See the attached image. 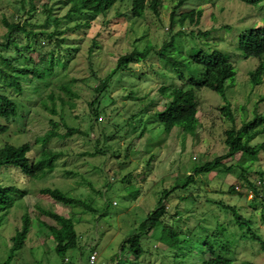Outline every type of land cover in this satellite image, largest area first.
<instances>
[{"label": "rangeland", "instance_id": "obj_1", "mask_svg": "<svg viewBox=\"0 0 264 264\" xmlns=\"http://www.w3.org/2000/svg\"><path fill=\"white\" fill-rule=\"evenodd\" d=\"M177 1L161 0L159 15L147 8L141 16L132 17L130 0H125L117 2L104 15L84 12L67 17L68 5L64 0H0V37L6 32L2 18L8 23H26V30L57 31L53 38L41 35L35 43L29 42L35 49L31 55L35 63L40 52L54 51V56L59 58L54 60V74L46 70L49 62L44 63V69L37 67L46 84L50 81L40 97L27 96L28 91L23 95L8 91L23 107L18 117L9 122L0 117V124H9V129L0 133V146L33 143L37 136L52 127L50 118L58 122L56 132L64 134L66 127L60 115L66 126L89 134L86 137L76 132L52 137L46 147L60 156L51 172L37 178H30L13 166L0 167V185H16L28 192L0 221V264L9 255L10 237L20 227V216L26 208L32 230L9 264H63L46 227L56 226V223L40 215L37 206L73 220L79 239L77 247L66 253L71 264H197L196 253L205 251L204 242L208 237L215 247L222 241L229 244L226 255L233 259V264L243 261L264 264V249L244 235L245 225L238 227L231 212L223 207L224 204L235 207L264 240V197H258L252 206L253 193L247 196L228 192L231 184L247 187L240 175L241 165L250 171L249 181L258 182L264 173V153H259L258 160L253 162L237 153L224 160L226 165H237L231 171L216 169L197 173L193 181L185 184L186 176L194 167L227 151L225 131L231 124L222 110L223 105H229L237 126L253 117L256 111L264 112V102H258L264 96V75L255 86L249 75L260 62L264 63V54L261 58L244 59L237 47L241 32L253 26H264V0L257 4L239 0H185L175 10L174 24L170 28ZM31 3L35 8L29 14ZM44 4L50 13L45 11ZM190 9L202 12L196 25L188 19L183 23L179 21L180 14ZM78 23H87V26L77 28ZM172 35L175 40L167 50L173 59L170 62L160 58L157 51ZM55 37L62 40L58 46ZM147 44L153 49L146 59L130 64L131 70H119L112 77L109 88L101 95L99 118L94 120L87 101L97 78L114 68L119 55L132 49L142 50ZM19 49L24 51L22 46ZM197 49L222 51L229 57L236 74L233 81L226 83V100L208 88H194L198 103L193 134L183 133L175 126L167 135L153 118L167 101L159 88L163 84L179 86L182 73L185 79L199 76L202 67L189 64V55ZM9 51L12 64H33L24 61L22 55H16L14 47ZM50 60L51 55L47 61ZM23 82L24 89L30 88L31 83ZM65 84L69 85L71 94L62 88ZM35 89L31 88L30 92ZM130 93L133 97H129ZM50 94L54 96L57 113L49 109L52 107ZM34 109H38V113H34ZM104 135L115 137L105 139ZM249 142L250 145L264 142V126ZM40 147V142L32 144L29 156L34 157ZM95 148L102 152L93 157L81 155L85 152L93 155ZM43 187L59 188L69 196L86 200L93 209L65 206L41 194ZM164 190L169 192L163 198L167 213L161 223L141 239L147 251L136 259L124 241L139 231L138 225L154 210ZM216 227L220 233L211 236V229ZM166 228L178 232L176 249L173 245L167 246L169 236L163 238ZM93 250L96 258L90 263L89 255Z\"/></svg>", "mask_w": 264, "mask_h": 264}, {"label": "trees", "instance_id": "obj_2", "mask_svg": "<svg viewBox=\"0 0 264 264\" xmlns=\"http://www.w3.org/2000/svg\"><path fill=\"white\" fill-rule=\"evenodd\" d=\"M125 0H64V3L68 5L66 11V16L70 17L73 15L84 14L86 15H104L106 14L117 2L122 3ZM246 4H257L261 0H239ZM185 0H178L174 5L173 12L171 15L170 28L174 24V12L177 8L181 7ZM161 5V0H130L129 3V14L132 17H139L145 11V9H150L155 15H159V8ZM45 6V11L50 13V9ZM34 5L30 4V13L34 10ZM201 10L190 9L187 12L180 14L179 21L183 23L186 19L190 21L191 24H198L201 17ZM49 17V16H48ZM45 23L47 22V19ZM3 24L6 27V32L0 37V117L5 119L6 122H9L11 119H15L19 115L20 108L23 107L21 102L12 98L8 93L11 90L12 93L17 95H23L26 91L28 95H39L41 96V91L47 87L50 81L46 84L44 78L42 79V74L38 72L37 67L41 66L44 69V63L49 62L50 66L46 69L49 72H54V60L59 58L54 56V51L37 54L38 62L35 63V60L32 58V53L35 52L33 48V43L29 41L32 40L34 43L37 41V38L41 35H44L46 38H53L58 32H35L26 30L25 24L19 23H8L4 18H2ZM57 23V20H54ZM87 23H81L77 25V28L82 27ZM182 33V32H181ZM23 37L26 39L24 40ZM56 46L60 45L62 42L61 39L56 38ZM175 38L172 35L170 40L167 43H164L161 48L157 51V54L160 58H163L166 61L171 62L172 56L171 53L167 52L169 48L173 46ZM40 45V40H39ZM23 47L24 51H21L19 48ZM14 47L15 52H18L16 55H22L24 61H28L33 64L24 63L15 65L11 63L12 57L10 56L9 49ZM237 47L240 51L242 58L247 59L250 57L261 58L264 54V26H253L245 31L241 32L238 35ZM153 46L147 44L144 49H132L129 52H125L117 57L114 68H112L104 77L97 78V83L92 87L90 99L87 101L90 113L94 120H98L99 111L101 109V98L102 93L105 92L112 81V77L119 70H131L129 66L132 63H136L146 59L147 56L151 54ZM76 51V49H74ZM28 54V56H27ZM51 55V60L47 61L48 57ZM177 61V60H176ZM67 62V61H66ZM195 64L202 67L201 72L198 74V77L189 76L185 79L184 74L182 73L179 77L182 84L178 85H165L160 86L159 90L163 97L166 98L164 107L161 110H156L153 114V118L158 121L163 126V131L165 134H169L173 127H179L183 133L193 134L194 129L196 128V112H197V103L198 101L195 98V89H201L203 87L208 88L216 93H219L224 100L225 97V86L228 81H233L236 74L233 64L230 62L229 57L220 50L214 49L211 51H205L203 49H197L189 55V64ZM56 64V61H55ZM54 74V73H53ZM92 75L95 77V72H92ZM250 82L252 85H258L262 81L264 75V63L260 62L252 71L249 72ZM42 79L43 81L41 82ZM31 83L30 88L24 89V82ZM73 81H75L73 79ZM185 86H189L184 88ZM31 88H36L33 92H30ZM62 88L66 90L69 94L71 91L68 89L69 85H62ZM129 97H133L132 94H129ZM49 98L52 100V107H49L51 113H57L56 105L54 104V96L49 95ZM60 106L63 107L64 101ZM30 101V100H29ZM258 102H264V96H261ZM257 102V103H258ZM222 110L224 114L230 120V127L225 131V140L224 143L227 147V151L224 154L217 155L210 160H207L201 166H196L192 169V173H189L186 176L185 184H189L194 180V176L197 173L210 172L216 169L231 171L233 166L237 165H226L224 160L227 158H233L237 153H241L251 162L258 160L259 153H264V142L250 145V139L258 134L262 127L264 126V112L260 113L254 109L255 114L248 120H244L240 123L239 126L236 125L235 116L232 113L229 105H223ZM34 113H38V109L33 110ZM59 114V112H58ZM60 115V114H59ZM132 119V118H131ZM52 127L47 129L45 134L37 136L33 143L25 142L21 145H13L10 143H5L0 146V167L2 166H13L18 168L23 174L27 175L30 178H37L48 172H51L55 166V161L60 156V153L55 152L53 149L46 147V143L58 133L55 130L58 122L49 119ZM60 121L66 127V132L64 134H58L59 136H69L73 133L79 132L82 135L88 137L89 134L86 132L80 131L78 128L68 127L65 125L62 116L60 115ZM93 121V120H92ZM9 129V124H0V133H3ZM99 137H102L99 134ZM105 139L114 138V135H104ZM96 141H98L96 139ZM41 143V147L38 148V152L35 153L34 157L29 156V152L32 150V144ZM102 151L98 148H95V152L81 153V155H90L91 157L96 156ZM97 153V154H96ZM152 160V157L149 159V162ZM237 164V163H236ZM241 165V164H239ZM241 177L245 180L247 187L242 188L243 191L237 192L235 186L232 184L229 186V193H242L246 194L248 191L253 193L252 195V206H255V201L258 197H264V173H261L259 182H251L247 178V175L250 171L248 168H244L241 165ZM263 182V183H262ZM164 193L158 199L157 205L151 212H148L146 217L138 225L139 231L133 233L128 238L125 239L124 243L128 246L129 251L138 259L143 252H146L147 249L143 248L141 239L151 232L158 224L161 223L162 219L167 213V208L163 202V198L167 193V190L163 191ZM27 190L20 188L16 185H0V221L8 215L9 210L15 205L16 202L22 200V198L27 194ZM40 193L47 195L52 198L54 201L62 203L65 206H80L89 211H92V207L87 204L86 200L69 196L66 192L62 191L56 187H43L40 189ZM247 195V194H246ZM264 200V198L262 199ZM226 210L230 211L233 215V219L238 224V227L243 228L245 225L244 235L250 238L251 240L257 242L262 249H264V240L252 229L249 225V221L245 220L235 209V207L224 204L223 206ZM40 215H45L52 218L56 226L46 225L50 234L55 241V252L62 257L63 264H65L64 259H68V264H71L69 257L66 256L68 250L77 247L79 236L74 229V223L71 217L63 216L57 212H54L49 209H44L39 206L36 207ZM176 213H174L175 215ZM21 225L16 229L15 233L10 237V252L7 256V259L3 264H9L11 259L15 256V253L20 250L27 239L29 232L32 230L31 217L27 211V208L24 213L20 216ZM202 225V224H199ZM196 229V228H195ZM166 228L163 232V238L169 236L167 246L170 247L173 245L176 249L179 244V240L175 238L178 232ZM169 231V232H168ZM211 236L219 234L220 231L216 227L215 230L211 229ZM210 237L204 242L206 245L205 251L201 254L196 253L198 256L197 264H233V259L226 255L229 248V244L225 241L220 242L216 247L211 244ZM222 240V239H220ZM176 244V245H175ZM220 250V251H218ZM95 252L91 251L90 255ZM229 252V251H228ZM89 255V258H90ZM93 263V262H92ZM119 264V263H116ZM242 264H255L251 261H243Z\"/></svg>", "mask_w": 264, "mask_h": 264}, {"label": "built area", "instance_id": "obj_3", "mask_svg": "<svg viewBox=\"0 0 264 264\" xmlns=\"http://www.w3.org/2000/svg\"><path fill=\"white\" fill-rule=\"evenodd\" d=\"M235 188H236L237 190L239 189L238 186H236ZM95 258H96V252H93V253L90 255L89 262L92 263V262L95 260ZM64 261H65V264H68V259H67V258H65Z\"/></svg>", "mask_w": 264, "mask_h": 264}, {"label": "clouds", "instance_id": "obj_4", "mask_svg": "<svg viewBox=\"0 0 264 264\" xmlns=\"http://www.w3.org/2000/svg\"><path fill=\"white\" fill-rule=\"evenodd\" d=\"M257 183H261V181L259 182V180H258ZM262 183H263V182H262ZM235 187H236V186H235ZM241 189H242V188H239L238 190H237V189H236V190H237V191H240ZM246 194H247V196H248V195H252V192H251V191H248Z\"/></svg>", "mask_w": 264, "mask_h": 264}]
</instances>
